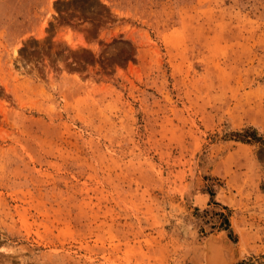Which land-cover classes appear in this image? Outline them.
<instances>
[{"label": "rangeland", "instance_id": "374dc122", "mask_svg": "<svg viewBox=\"0 0 264 264\" xmlns=\"http://www.w3.org/2000/svg\"><path fill=\"white\" fill-rule=\"evenodd\" d=\"M247 127L264 0H0V264H264Z\"/></svg>", "mask_w": 264, "mask_h": 264}, {"label": "bare ground", "instance_id": "6f19581e", "mask_svg": "<svg viewBox=\"0 0 264 264\" xmlns=\"http://www.w3.org/2000/svg\"><path fill=\"white\" fill-rule=\"evenodd\" d=\"M206 246L208 248V264H233L235 254L232 252V248L227 239L213 236L206 241ZM223 250H229V253L231 252L230 258L226 259L224 257Z\"/></svg>", "mask_w": 264, "mask_h": 264}, {"label": "trees", "instance_id": "16d2710c", "mask_svg": "<svg viewBox=\"0 0 264 264\" xmlns=\"http://www.w3.org/2000/svg\"><path fill=\"white\" fill-rule=\"evenodd\" d=\"M236 134V137L240 139L241 141H248L247 139L258 141L264 145V139L260 138L259 136H256L255 131L252 127H247L243 130V133H234Z\"/></svg>", "mask_w": 264, "mask_h": 264}]
</instances>
